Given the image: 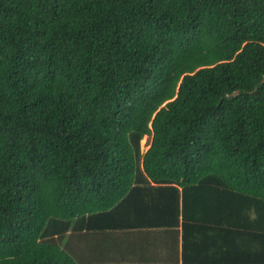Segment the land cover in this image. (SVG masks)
Masks as SVG:
<instances>
[{
    "label": "trees",
    "instance_id": "16d2710c",
    "mask_svg": "<svg viewBox=\"0 0 264 264\" xmlns=\"http://www.w3.org/2000/svg\"><path fill=\"white\" fill-rule=\"evenodd\" d=\"M142 215L264 264V0H0V264Z\"/></svg>",
    "mask_w": 264,
    "mask_h": 264
},
{
    "label": "crops",
    "instance_id": "0c3cea01",
    "mask_svg": "<svg viewBox=\"0 0 264 264\" xmlns=\"http://www.w3.org/2000/svg\"><path fill=\"white\" fill-rule=\"evenodd\" d=\"M134 220L130 227L82 229L78 242H73L78 246L75 249L80 264H184L182 223L178 228L174 225L145 226L144 215L136 216ZM176 230L179 231V248ZM222 232H219L220 241L224 239Z\"/></svg>",
    "mask_w": 264,
    "mask_h": 264
},
{
    "label": "rangeland",
    "instance_id": "374dc122",
    "mask_svg": "<svg viewBox=\"0 0 264 264\" xmlns=\"http://www.w3.org/2000/svg\"><path fill=\"white\" fill-rule=\"evenodd\" d=\"M150 140H151V136L150 137L148 135L144 136V138L141 140L142 150H146L149 147Z\"/></svg>",
    "mask_w": 264,
    "mask_h": 264
},
{
    "label": "clouds",
    "instance_id": "9594fccd",
    "mask_svg": "<svg viewBox=\"0 0 264 264\" xmlns=\"http://www.w3.org/2000/svg\"><path fill=\"white\" fill-rule=\"evenodd\" d=\"M150 137V136H149Z\"/></svg>",
    "mask_w": 264,
    "mask_h": 264
}]
</instances>
